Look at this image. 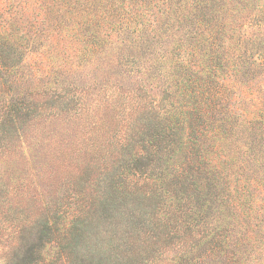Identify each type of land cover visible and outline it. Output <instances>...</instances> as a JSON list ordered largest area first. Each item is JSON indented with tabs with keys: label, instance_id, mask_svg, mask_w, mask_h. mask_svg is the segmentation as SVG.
<instances>
[{
	"label": "trees",
	"instance_id": "16d2710c",
	"mask_svg": "<svg viewBox=\"0 0 264 264\" xmlns=\"http://www.w3.org/2000/svg\"><path fill=\"white\" fill-rule=\"evenodd\" d=\"M4 1L0 140L76 120L52 177L64 188L75 175L81 204L40 201L32 245L8 264H264V0H48L30 26L51 16L57 54L15 61L29 17ZM33 55L58 64L20 75ZM83 61L94 80L63 85ZM134 76L137 89L113 86Z\"/></svg>",
	"mask_w": 264,
	"mask_h": 264
},
{
	"label": "rangeland",
	"instance_id": "374dc122",
	"mask_svg": "<svg viewBox=\"0 0 264 264\" xmlns=\"http://www.w3.org/2000/svg\"><path fill=\"white\" fill-rule=\"evenodd\" d=\"M48 2V0H12L11 7L5 10L7 12H18L22 8L25 17H29L28 22H23L22 25L29 32L23 35L25 38L20 40L19 46H17L18 50H8H15L17 52V54L14 52L15 56L12 58L13 61L17 60L16 55L20 52H26L29 53V55L30 53H39L42 58L47 55L49 59L50 56H52L51 54H57L54 52V50H57L56 45H54L55 47L50 46L48 41L49 39L52 40L51 38L54 34L48 22V20H51V16H48L47 22L43 26L33 29L30 26L33 24L35 16L41 12L43 6ZM0 4L4 5L5 1L0 0ZM53 6L54 5L46 4L42 13L51 14L50 11H53ZM60 20L63 21L64 17ZM1 22L2 18H0V24ZM54 25L55 20H53V26ZM19 28L20 25L14 28V32L17 35L18 33L21 35ZM41 30L42 32H40ZM64 34L65 33H60L59 35ZM56 64H58V62L56 63V60H54L50 62L48 66L44 61H40L39 56H34L31 57L29 61H26L19 71V74L21 75L24 72L26 75L29 73L32 74L33 72L39 74L40 70L43 68L53 67ZM94 64L97 67V64ZM82 65H84L82 67L83 69L78 71L76 75L67 76L65 78L63 76L61 78V83L67 86L70 83H75L77 87H82L89 84L91 80H94L97 75L96 68L90 65L87 66L88 62L85 61H83ZM19 74L16 75L19 76ZM98 79L100 82V78ZM139 81L140 79L135 76L133 80L125 79L123 81L120 77H116L113 86H122L123 84L127 90L131 89L133 86L137 89L136 85L139 84ZM31 85L32 82L29 81L26 88L29 87L28 89L33 91L34 87ZM67 89L66 86L63 87V90ZM49 90L50 89L47 88L43 89V91ZM151 92L153 93L154 91L149 88L147 93L150 94ZM44 119L28 123L25 133L20 135V140L18 141L16 139L0 140V156L2 155V158L0 157V264H8L10 260H15L16 250L20 249V252H18L20 255L21 250L23 251L22 247L25 246V248H28L32 245L31 242H33L36 227L33 228L34 226L32 227L31 224L34 222L33 217L39 214V208L41 209V205L39 204L40 201L45 200L46 203L56 201L54 204L60 203L63 210L67 212L68 215L81 206V204H79L80 200H74L75 194H72L76 186L80 185V183L75 185V175L68 182L65 179L64 183H67L64 188L52 177V174L60 167V163L52 161L53 157L57 155L60 156L62 153L61 149L68 146L73 140L72 136L77 134L78 129L75 127L76 120L67 119L61 115L49 121H43ZM78 139H85V135L79 134L75 141ZM63 142L64 144H62ZM75 146L69 153L77 151L78 147ZM64 167H70L69 163ZM100 167L101 166L96 167L94 171L95 175H93L91 179L103 173L102 170H98ZM61 173H67L65 168H63ZM104 179L105 177L102 176L100 181L103 182ZM84 180L86 181V179ZM91 185V187L86 185L85 195H90L95 198L97 190L103 188L104 183L99 184L98 181ZM72 186H75V188ZM58 191L62 194L61 196L56 194ZM87 204H90L88 199ZM107 227L108 226H105L101 230ZM21 229H24L23 234L17 238V231L20 232ZM93 229L95 230V226ZM257 259L259 261V258ZM259 262L264 261L260 260Z\"/></svg>",
	"mask_w": 264,
	"mask_h": 264
}]
</instances>
